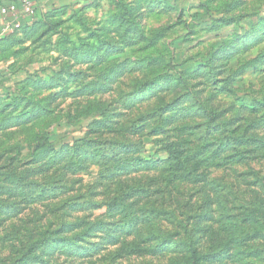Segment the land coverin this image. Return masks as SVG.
Here are the masks:
<instances>
[{
	"label": "rangeland",
	"instance_id": "1",
	"mask_svg": "<svg viewBox=\"0 0 264 264\" xmlns=\"http://www.w3.org/2000/svg\"><path fill=\"white\" fill-rule=\"evenodd\" d=\"M124 2L109 0V7L102 10V0H77L83 6L69 15V0H60L41 12L37 0L39 15L35 12L33 18L22 20L14 35L0 43V197L8 200L0 201V229L20 217L24 224L35 221L43 225L45 233L51 232L49 240H62L65 229L73 230L76 225L53 227V217L59 210L70 208L102 217L117 213L120 202L133 196L146 200L142 212L171 216L172 212L151 206L152 198L161 193L155 186L161 169L171 173L169 185L184 183L185 170L177 161H183L188 153L189 160L208 153L224 155L233 144L249 142L236 139L241 128L247 135L264 127V72L260 67L264 66V40L250 32L256 27L254 20L229 14L239 0H135V7H124ZM251 2L258 6L264 0ZM259 10L256 7L253 13ZM88 12L92 15H80ZM100 24L115 27L101 28ZM145 28L151 38L144 34ZM160 37L165 40L161 42ZM215 64H221L224 70L215 71ZM93 70L99 79L84 84ZM7 73L11 75L5 82ZM18 74L23 78L13 83ZM196 74L212 77L211 86L226 105L206 123H190L200 119L198 108L192 112L173 107L183 97L155 110L125 113L114 107L118 103L142 107L147 100L144 93L162 76L175 80ZM67 84L82 86L69 92L62 87ZM57 87L62 90L54 91ZM13 89L30 90L39 99L12 97L9 93ZM44 92L48 93L46 97ZM6 99L11 102L5 103ZM25 100V112L9 119L8 110L15 111L17 102ZM42 101H47V106ZM57 102L62 104L64 116L59 122L53 118L52 109ZM166 110L173 111V119L146 131ZM22 117L27 118L26 125H21ZM124 119L140 137L138 143L112 136L114 125ZM177 121L184 125L174 131L181 138L187 136L180 142L173 141L169 133L171 124ZM11 129L17 132L11 133ZM13 138L15 145L10 143ZM25 138L27 144L22 147ZM113 145L119 146L123 156L138 153L142 163H119ZM13 151H17L16 156L11 155ZM161 153H168L167 158ZM89 164L98 182L114 183L112 204L88 203L83 195H70L75 188L65 183L68 173H83L76 183L88 184L93 180ZM21 194L25 195L20 201L23 208L11 202L19 200ZM97 195L91 193L88 199ZM65 196L69 199H62ZM124 219L129 225L121 230L122 236L112 237L116 241L114 252L86 257L89 264H114L121 252L126 264H152L145 254H157L165 241L152 247L144 245L158 240L152 235L160 231L159 226L147 218L141 223L135 217ZM141 231L143 238L139 236ZM84 235L87 232L74 237L82 241L78 247H84Z\"/></svg>",
	"mask_w": 264,
	"mask_h": 264
},
{
	"label": "clouds",
	"instance_id": "2",
	"mask_svg": "<svg viewBox=\"0 0 264 264\" xmlns=\"http://www.w3.org/2000/svg\"><path fill=\"white\" fill-rule=\"evenodd\" d=\"M82 6L83 4L77 3V0H69V15ZM123 6L135 7V0H125ZM108 7L109 0H102L101 9ZM256 7L260 10L253 13ZM115 8L116 6L113 5V10ZM140 10L145 11L146 9L141 8ZM229 14L236 17L243 16L245 20H254L256 27L249 30L264 40V20L261 19L264 17V3L257 6L251 0H239ZM80 15H92V13H81ZM100 27L112 28L115 25L100 24ZM144 34L151 38V32L147 28ZM100 36L101 39L104 38L103 33ZM159 39L163 42L165 37ZM221 64H215L212 67L215 71H222L224 69ZM260 67L264 72V66ZM75 70L77 69H73ZM82 70L87 71V69ZM164 71L168 72L169 69L165 68ZM10 75L11 73L6 74L5 82ZM22 78L23 74H18L13 78V83ZM97 79L99 77L93 70L83 83L88 84ZM211 79V76H199V74L193 77L181 75L175 80L162 76L144 93L147 100L142 107L137 105L136 108H132L131 105L123 103H118L114 107L125 113L141 111L143 108L155 110L157 107L171 104L178 97H183L184 100L178 101V104L173 107L177 111L182 109L192 112L198 108L201 110L200 119L190 121V123H206L208 118L226 107L221 103L222 97L216 96L211 86ZM81 86V84H67L62 87H66L67 91L71 92ZM53 90L60 92L62 88L57 87ZM9 95L12 97L27 96L29 100L39 99L30 90L20 92L13 89ZM47 95V92L43 93V96ZM10 102L9 99L5 100V103ZM25 103L27 100L23 103L18 101V107L14 106L16 110L9 109L6 113V115L10 113L8 118L15 119L21 116L25 112ZM42 103L47 106L48 102L42 101ZM61 108L60 102L52 105L53 118L58 122L64 119ZM233 115L235 116L236 113ZM173 117L174 113L171 110L159 113L156 122H153L146 131L157 126V123L162 125L164 121H171ZM20 123L26 125L27 118L22 117ZM183 125V121L171 124L169 133L173 141L180 142L181 139H187V136L181 138L174 131ZM20 130L25 129L22 127ZM10 131L15 134L17 129ZM62 131H67V129H62ZM112 136L126 137L131 143H138L140 140V137L130 130L128 119L114 125ZM236 139L249 142L243 146L233 144L224 155L208 153L196 160H189L188 156L191 153H188L183 161H177L185 170L184 183L174 182L169 185L167 181L171 179V173L166 174L165 169L157 173L158 179L155 186L161 189V193L152 198L151 206L170 211L171 216L157 217L142 212L141 208L146 200L138 196L120 202L121 207L117 213H105L102 217L92 212L85 213L70 208L61 209L53 217L56 221L53 227L61 224L76 225L73 230L65 229V237L62 240H49L48 236L51 232L45 233L43 225L35 221L24 224L20 217H17L16 220L9 221L8 225L0 229V264H17L18 261L19 264H89L86 257L96 253L104 255L114 252L113 245H116V241L112 237L123 235L121 230L126 225L125 217L129 220L135 217L138 223L147 218L159 226L160 231L156 233L159 239L144 245V247H152L155 243L165 241L163 247L157 249V254H145L146 258L152 260V264H264V127L250 130L247 135H243V128H241ZM10 143L15 145L16 139L13 138ZM26 144L27 138L21 141L22 147ZM8 146L9 141L5 137L4 147ZM112 147L116 149L119 163H142L138 153L123 156L120 154L118 145ZM25 154H27V149ZM11 155L16 156L17 151H13ZM161 155L166 159L168 153H161ZM4 163L6 164L7 160ZM87 167L92 170L93 174V180L88 184L76 183L83 173H76L75 170L68 173L65 183L69 188H75L70 195H83L88 203L103 201L106 206L112 204L115 195L114 183L98 182L99 178L95 176V169H92L91 164ZM91 193L98 195L89 200ZM24 198L25 195L21 194L19 200L11 202L23 208L24 205L20 201ZM62 199L66 200L69 197L65 196ZM0 201L8 202L7 197H0ZM85 232L87 235L83 236V241L86 243L84 247H78L82 241L74 237L78 234L83 235ZM143 235L141 231L140 238H143ZM123 255L121 252V258L116 259L114 264H126L122 258Z\"/></svg>",
	"mask_w": 264,
	"mask_h": 264
},
{
	"label": "built area",
	"instance_id": "3",
	"mask_svg": "<svg viewBox=\"0 0 264 264\" xmlns=\"http://www.w3.org/2000/svg\"><path fill=\"white\" fill-rule=\"evenodd\" d=\"M35 0H0V39L13 34L22 20L35 16Z\"/></svg>",
	"mask_w": 264,
	"mask_h": 264
},
{
	"label": "crops",
	"instance_id": "4",
	"mask_svg": "<svg viewBox=\"0 0 264 264\" xmlns=\"http://www.w3.org/2000/svg\"><path fill=\"white\" fill-rule=\"evenodd\" d=\"M37 1V0H36ZM60 0H38L39 6H40V12L48 8L51 9L53 6H56Z\"/></svg>",
	"mask_w": 264,
	"mask_h": 264
},
{
	"label": "trees",
	"instance_id": "5",
	"mask_svg": "<svg viewBox=\"0 0 264 264\" xmlns=\"http://www.w3.org/2000/svg\"><path fill=\"white\" fill-rule=\"evenodd\" d=\"M35 3H36V0H35ZM39 10H38V6H37V4H36V14L37 15H39V13L40 12H38ZM14 35V33L13 34H10V35H7V36H5V37H3V38H1L0 39V43L1 42H3L4 40H6V39H8V38H10V37H12ZM8 176V178H10V175H7ZM180 178V177H179ZM38 186L39 187H43V185H41V184H38ZM126 225H129V224H126ZM154 238H156V239H159L158 238V236L157 235H152ZM17 264H19V261L17 262Z\"/></svg>",
	"mask_w": 264,
	"mask_h": 264
}]
</instances>
